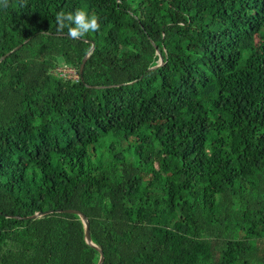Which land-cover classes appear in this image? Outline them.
Segmentation results:
<instances>
[{
	"label": "trees",
	"instance_id": "1",
	"mask_svg": "<svg viewBox=\"0 0 264 264\" xmlns=\"http://www.w3.org/2000/svg\"><path fill=\"white\" fill-rule=\"evenodd\" d=\"M9 51L0 264H96L76 213L22 218L56 209L101 264H264V0H0Z\"/></svg>",
	"mask_w": 264,
	"mask_h": 264
},
{
	"label": "clouds",
	"instance_id": "2",
	"mask_svg": "<svg viewBox=\"0 0 264 264\" xmlns=\"http://www.w3.org/2000/svg\"><path fill=\"white\" fill-rule=\"evenodd\" d=\"M55 19L57 31L63 32L67 28V35L72 39L83 38L88 33L100 29L99 17L82 8L74 12H58Z\"/></svg>",
	"mask_w": 264,
	"mask_h": 264
},
{
	"label": "water",
	"instance_id": "3",
	"mask_svg": "<svg viewBox=\"0 0 264 264\" xmlns=\"http://www.w3.org/2000/svg\"><path fill=\"white\" fill-rule=\"evenodd\" d=\"M18 46H16L14 49H16ZM12 49V50H14ZM11 50V51H12ZM11 51L7 52L5 55L1 56L0 57V60L3 59L8 53H10ZM87 54L81 59V63L79 64V67H78V75L81 77V72H82V66H83V62L86 58ZM158 65H160V59H159V62L157 65H154L152 66L151 68H154V67H157ZM68 212V213H76L79 218H80V221L82 222L83 224V228H84V240L87 244H89L90 246L94 247L95 249H97L99 251V258L96 262V264H101L102 261H103V255L101 253V251L90 241V236H89V229H88V221H87V218L86 216L81 213L80 211L78 210H75V209H56V210H46V211H43V212H35L31 215H28V216H25V217H22V218H25V219H35V218H38V217H41L42 215L44 214H48V213H51V212ZM16 218H19V217H16Z\"/></svg>",
	"mask_w": 264,
	"mask_h": 264
},
{
	"label": "built area",
	"instance_id": "4",
	"mask_svg": "<svg viewBox=\"0 0 264 264\" xmlns=\"http://www.w3.org/2000/svg\"><path fill=\"white\" fill-rule=\"evenodd\" d=\"M57 71L59 72L58 74L61 77L71 78L74 80L77 79L76 71L71 67L63 65V66L59 67Z\"/></svg>",
	"mask_w": 264,
	"mask_h": 264
},
{
	"label": "rangeland",
	"instance_id": "5",
	"mask_svg": "<svg viewBox=\"0 0 264 264\" xmlns=\"http://www.w3.org/2000/svg\"><path fill=\"white\" fill-rule=\"evenodd\" d=\"M59 67H61V66H58V67L55 69V72H56L57 74L59 73V72L57 71Z\"/></svg>",
	"mask_w": 264,
	"mask_h": 264
}]
</instances>
